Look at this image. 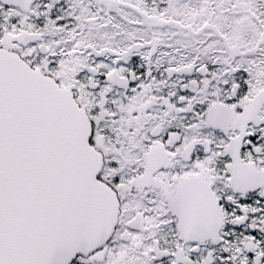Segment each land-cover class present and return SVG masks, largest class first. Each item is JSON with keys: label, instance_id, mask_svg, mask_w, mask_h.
I'll return each instance as SVG.
<instances>
[{"label": "snow or ice", "instance_id": "6c2138e0", "mask_svg": "<svg viewBox=\"0 0 264 264\" xmlns=\"http://www.w3.org/2000/svg\"><path fill=\"white\" fill-rule=\"evenodd\" d=\"M0 264H264V0H0Z\"/></svg>", "mask_w": 264, "mask_h": 264}]
</instances>
